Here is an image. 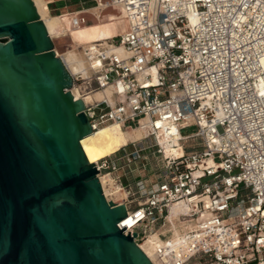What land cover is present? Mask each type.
I'll return each mask as SVG.
<instances>
[{
    "label": "built area",
    "instance_id": "obj_1",
    "mask_svg": "<svg viewBox=\"0 0 264 264\" xmlns=\"http://www.w3.org/2000/svg\"><path fill=\"white\" fill-rule=\"evenodd\" d=\"M93 1L121 8L130 25L92 43L89 75L71 74L75 99L102 94L84 101L92 130L146 121L147 137L170 124L182 148L190 142L177 158L156 146L159 178L135 188L120 171L144 149L123 147L94 163L99 179L114 175L127 193L112 202L140 205L118 227L140 245L172 221L182 245L160 249L161 264H264V0ZM178 205L184 210L170 220Z\"/></svg>",
    "mask_w": 264,
    "mask_h": 264
},
{
    "label": "water",
    "instance_id": "obj_2",
    "mask_svg": "<svg viewBox=\"0 0 264 264\" xmlns=\"http://www.w3.org/2000/svg\"><path fill=\"white\" fill-rule=\"evenodd\" d=\"M72 86L33 0H0V264H160L118 227L140 205L105 196Z\"/></svg>",
    "mask_w": 264,
    "mask_h": 264
},
{
    "label": "rangeland",
    "instance_id": "obj_3",
    "mask_svg": "<svg viewBox=\"0 0 264 264\" xmlns=\"http://www.w3.org/2000/svg\"><path fill=\"white\" fill-rule=\"evenodd\" d=\"M52 1L53 2L50 0L48 5L50 15L57 17L62 16L67 27V30L57 28L56 33L52 37L54 51L58 57H62L69 50L73 49L75 47V43H89L88 40L92 39L95 35L97 37L101 33L107 35H118L127 26L125 14L119 7L110 6L104 10H96L97 5L93 0ZM83 46H81L79 49H81ZM194 131H196L195 127L183 130L181 131V134L184 136ZM155 144V137L146 136L140 141L129 143L128 146L124 148L125 151L133 150V147L144 149L143 153L141 154V160L134 161L131 164H122L124 170L122 169L120 174L121 181L125 186L135 188V184L141 179L148 184L155 183L158 180L159 171L163 166V160L160 155L156 154L157 148ZM189 144L190 142L184 143L183 148L187 150ZM235 172H238V170H235ZM111 176L113 177L114 181H117L116 176ZM107 188L110 190L108 196H106L107 199L114 201L126 199L127 193L123 189L124 198H118L117 195L111 192L112 189L109 188V186ZM168 232L171 236L169 240L163 241L161 239L165 243L170 242L175 237L181 236L177 230L170 229V231H168L165 228L160 229L159 231H153L152 233L160 237L161 234H168ZM156 260L160 263L158 258Z\"/></svg>",
    "mask_w": 264,
    "mask_h": 264
},
{
    "label": "bare ground",
    "instance_id": "obj_4",
    "mask_svg": "<svg viewBox=\"0 0 264 264\" xmlns=\"http://www.w3.org/2000/svg\"><path fill=\"white\" fill-rule=\"evenodd\" d=\"M33 2L37 8L40 18L46 25L49 35L53 37L57 27H59V18L57 16L50 15V10L48 8L50 2L47 0H33ZM126 25V28L121 33L125 32L129 28L130 22L128 19ZM113 36L101 33L92 43L109 39ZM92 43L86 44L81 49L78 47L71 49L62 57H60L71 74L75 75L76 73L84 72L89 75L91 72L92 62L88 60V56L89 51L93 48ZM75 96L77 97L78 95ZM100 98H102V94L95 93L86 97L84 101L86 103H91L94 100H98ZM158 126L162 128L156 133L155 142L156 146L162 149L164 156L177 158L183 155L184 151L180 143L182 136L179 133L178 127L176 125L170 124H159ZM150 128V125L146 121H142L140 127L125 130L118 124L107 125L99 128L96 131H93L90 135L82 139L81 145L89 162L96 163L103 158L113 155L121 148L128 146L129 143L142 140L144 137L148 136ZM100 180L105 196H108V193L110 192V190L107 188L109 186V188L112 189L111 192L113 194L117 195L118 198H124V192L121 186L115 183L111 175H100ZM182 210H184V207L179 205L174 206L171 210V215L169 216L170 220L173 219L172 217L175 216V214ZM165 229L168 231H170V229L177 230L180 233V230L175 224H173L172 221L170 225L165 227ZM151 236L158 240L161 243V246L147 254L149 258L155 256V259H157V252L164 246L168 245L174 248H179L182 245V235L175 237L168 243L163 242L159 236L153 233L149 234L145 240Z\"/></svg>",
    "mask_w": 264,
    "mask_h": 264
},
{
    "label": "crops",
    "instance_id": "obj_5",
    "mask_svg": "<svg viewBox=\"0 0 264 264\" xmlns=\"http://www.w3.org/2000/svg\"><path fill=\"white\" fill-rule=\"evenodd\" d=\"M49 2H50V0H48ZM98 9H105V7L103 6V5H100V7H97L96 8V10H98ZM59 18V27H57V28H61V29H63V30H67V27H66V24H65V21L63 20V17L61 16H59L58 17ZM55 33H56V31H55ZM105 35H107V34H105ZM110 36H113V35H110ZM97 37H96V35L92 38V39H90V40H88L89 41V43H86V44H91L95 39H96ZM91 41V42H90ZM86 44H77V43H75V47L74 48H76V47H78V48H80L81 46H83V45H86ZM73 48V49H74ZM140 181H144V180H140ZM145 182V181H144ZM132 188V187H131Z\"/></svg>",
    "mask_w": 264,
    "mask_h": 264
}]
</instances>
